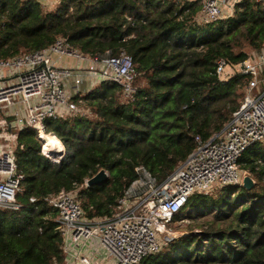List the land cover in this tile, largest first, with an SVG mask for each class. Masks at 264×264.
I'll return each instance as SVG.
<instances>
[{"label": "trees", "instance_id": "16d2710c", "mask_svg": "<svg viewBox=\"0 0 264 264\" xmlns=\"http://www.w3.org/2000/svg\"><path fill=\"white\" fill-rule=\"evenodd\" d=\"M200 11V0H62L55 10L0 0V60L63 39L86 56L125 50L136 73L131 97L118 84L101 85L81 98L88 114L47 121V134L66 149L60 163L41 153L29 129L20 133L22 209L0 208V264H65L58 213L46 198L84 185L86 217H111L139 166L161 183L196 150L197 136L207 141L232 120L253 76L220 81L217 63L244 64L245 46L264 54V5L241 0L231 16L209 24L198 21ZM240 168L257 181L252 191L193 196L173 224L186 215L210 218L142 264H264V142L243 154ZM101 170L109 179L86 186Z\"/></svg>", "mask_w": 264, "mask_h": 264}, {"label": "built area", "instance_id": "2783aa9c", "mask_svg": "<svg viewBox=\"0 0 264 264\" xmlns=\"http://www.w3.org/2000/svg\"><path fill=\"white\" fill-rule=\"evenodd\" d=\"M258 2L264 5V0ZM225 17L219 0L201 1L197 18L200 23H214ZM244 52L248 55L244 64L232 66L225 60L217 63L220 81L227 82L237 74L253 76L239 110L209 140L197 136L196 150L163 182L139 166L138 178L118 199L111 217H86L79 198L84 185L45 199L58 213L65 264H142L176 238L171 225L196 192L212 195L227 187L241 186L246 175L240 168L241 157L255 144L264 142V90L258 95L253 93L259 89V76L264 72V54ZM53 55L74 58L90 67H58ZM135 77L134 60L127 51L114 55L107 50L101 55L86 56L63 39L48 50L0 60V208L22 209L17 200L24 181L17 163V150L24 148L18 143L20 133L29 129L48 158L42 144L43 137L50 136L47 121L88 114L82 106L85 94L77 89L71 96L66 90L68 81L76 88L86 78L100 86L118 84L129 98L135 92ZM56 139V159L62 160L63 155L64 160L66 149ZM30 201L34 203L36 199Z\"/></svg>", "mask_w": 264, "mask_h": 264}, {"label": "crops", "instance_id": "0c3cea01", "mask_svg": "<svg viewBox=\"0 0 264 264\" xmlns=\"http://www.w3.org/2000/svg\"><path fill=\"white\" fill-rule=\"evenodd\" d=\"M35 1L38 2L40 4L41 8L44 10H55L62 0H35ZM188 1H197V0H188ZM236 1L237 0H219L220 4L222 6V11L224 13V17L227 16L228 14L232 13ZM52 60L54 61L55 65H57L58 67L75 68L79 64H80L81 68L84 70L89 69V67H90V64L80 63L76 59L70 58V57L58 58L57 56L53 55ZM262 83H264V78L262 79V81L260 79L259 89L254 90V92H253L254 95H258L260 93V91L262 89V86H261ZM99 86H100V84L98 82L91 81L90 79L86 78V79H84L80 88L74 87V83L72 81H68L66 83V90L71 96H73L74 92L77 89H80L82 94H88V93L92 92L93 90L97 89Z\"/></svg>", "mask_w": 264, "mask_h": 264}, {"label": "rangeland", "instance_id": "374dc122", "mask_svg": "<svg viewBox=\"0 0 264 264\" xmlns=\"http://www.w3.org/2000/svg\"><path fill=\"white\" fill-rule=\"evenodd\" d=\"M243 50L244 51H246V52H249V51H251L252 49L251 48H249L248 46H245L244 48H243ZM218 193V192H217ZM215 194V196H218V194ZM195 195H198V192H196L195 193ZM194 195V196H195ZM187 206V205H186ZM185 206V207H186ZM184 207V208H185ZM201 215L200 214H198V218L197 219H190V218H188V215H186V218H184V219H181L179 222H177V223H175V224H173V226H172V232L174 233V235H175V237L176 238H181V237H185V236H187V235H189V233H188V230H190V229H194L195 228V230H193V232H197L198 230H200V229H198L197 228V224H200V223H202V222H204V219H207V218H210V216L207 214V216L205 215V216H203V217H200ZM198 229V230H197ZM199 233V232H198Z\"/></svg>", "mask_w": 264, "mask_h": 264}, {"label": "water", "instance_id": "95a60500", "mask_svg": "<svg viewBox=\"0 0 264 264\" xmlns=\"http://www.w3.org/2000/svg\"><path fill=\"white\" fill-rule=\"evenodd\" d=\"M47 156L51 161L55 163H60L61 161H63V158H64V156L62 155V157L60 158L62 160L58 161L56 159L58 157L55 155L47 154ZM108 179H109L108 172H106L105 170H101L96 176L88 180L87 184L89 187L98 186L106 182ZM256 184H257V181L252 176L246 174L243 177L242 184L240 187H243L247 191H252L256 187Z\"/></svg>", "mask_w": 264, "mask_h": 264}, {"label": "bare ground", "instance_id": "6f19581e", "mask_svg": "<svg viewBox=\"0 0 264 264\" xmlns=\"http://www.w3.org/2000/svg\"><path fill=\"white\" fill-rule=\"evenodd\" d=\"M43 138L44 140L42 141V144L46 153L49 155H55V150L58 148L59 141L52 136H46Z\"/></svg>", "mask_w": 264, "mask_h": 264}]
</instances>
